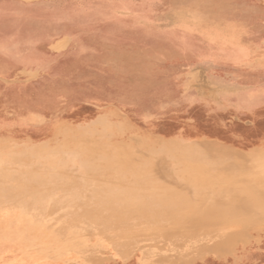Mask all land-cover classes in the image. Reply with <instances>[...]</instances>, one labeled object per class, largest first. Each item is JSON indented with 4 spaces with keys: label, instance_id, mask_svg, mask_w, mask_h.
Wrapping results in <instances>:
<instances>
[{
    "label": "rangeland",
    "instance_id": "obj_1",
    "mask_svg": "<svg viewBox=\"0 0 264 264\" xmlns=\"http://www.w3.org/2000/svg\"><path fill=\"white\" fill-rule=\"evenodd\" d=\"M87 136L153 151L152 187L43 195ZM10 157L0 264H264V0H0Z\"/></svg>",
    "mask_w": 264,
    "mask_h": 264
},
{
    "label": "bare ground",
    "instance_id": "obj_2",
    "mask_svg": "<svg viewBox=\"0 0 264 264\" xmlns=\"http://www.w3.org/2000/svg\"><path fill=\"white\" fill-rule=\"evenodd\" d=\"M104 140L105 138L102 136H99L98 138L87 136L85 139L81 140L82 143L80 142V146H76L79 147L78 149L74 147L72 150L65 152V154L72 157L74 162H52L51 165H53V169L50 179L54 185L50 186L43 195L51 196L58 191H67L74 195V198L72 197L67 203L69 207L74 211H77L78 209L85 211L88 215L89 211H91L90 203L93 202L92 200L101 195L107 187L116 186L128 179L132 180V178L135 180V182L132 183L135 192L142 191L152 185V170L149 169L148 171V169H141L136 165L138 162L147 159V155L154 156L155 153L153 151H148V153L141 151L140 154H136L129 152L126 149V146H123L122 144L114 145L104 142ZM184 155L186 156V154ZM200 157L202 158V156ZM17 159V157H10L7 159L0 170V177H4L6 168L11 165L13 166ZM180 159L182 160V163L177 165L179 167V170L177 171L185 175L187 173L189 176L194 175L195 172H192L193 169L189 166L186 157ZM70 164H72L71 167ZM182 178L183 176L181 175L179 179ZM252 185H254V183H251V185L248 186L252 187ZM252 190H254V188ZM80 192L88 193V195L83 198V200H80L75 196L76 193ZM174 195V193L170 196L155 195L152 198L165 200L166 198L174 197ZM142 204H145L146 206V203ZM86 221L93 222L91 218Z\"/></svg>",
    "mask_w": 264,
    "mask_h": 264
}]
</instances>
